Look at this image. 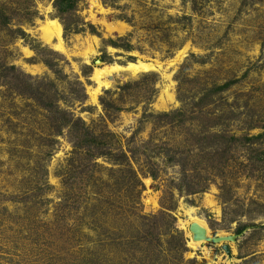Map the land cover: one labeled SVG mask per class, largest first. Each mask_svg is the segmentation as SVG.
<instances>
[{
    "label": "rangeland",
    "instance_id": "374dc122",
    "mask_svg": "<svg viewBox=\"0 0 264 264\" xmlns=\"http://www.w3.org/2000/svg\"><path fill=\"white\" fill-rule=\"evenodd\" d=\"M53 1L0 0V264H264V0Z\"/></svg>",
    "mask_w": 264,
    "mask_h": 264
},
{
    "label": "bare ground",
    "instance_id": "6f19581e",
    "mask_svg": "<svg viewBox=\"0 0 264 264\" xmlns=\"http://www.w3.org/2000/svg\"><path fill=\"white\" fill-rule=\"evenodd\" d=\"M61 30H62L61 24L55 18L45 21V23L42 25L43 39L48 43L49 42L51 43L53 39H55V42L54 43L52 42L53 47L63 51L64 46L62 45ZM183 54H184V50H180L179 54L177 55V58H180ZM162 68H163L162 64L156 60H136V61H128L125 65L112 63V64L104 65L102 67H94L92 71V78L96 81L97 85L95 88H92V90H89L90 98L93 102H96L97 94L100 91L101 87H106L108 85L106 77L109 76L114 71L124 69L136 75V73L138 72L161 70ZM166 76L169 77V75ZM183 210L184 213L187 215L188 220L187 221L179 220V224L182 226V228H185L187 231L189 237L188 240L189 247H191L192 249H196L204 241H208V239L215 238L213 234H211V232L209 231L205 221L201 219L198 215H196L192 207H188ZM191 222H196L200 227L204 229L205 238L196 239V240L192 238L191 231H189V224ZM219 237H223L225 239L227 238V236L224 234H219Z\"/></svg>",
    "mask_w": 264,
    "mask_h": 264
},
{
    "label": "trees",
    "instance_id": "16d2710c",
    "mask_svg": "<svg viewBox=\"0 0 264 264\" xmlns=\"http://www.w3.org/2000/svg\"><path fill=\"white\" fill-rule=\"evenodd\" d=\"M77 2L78 0H54L53 5L60 13H69L74 9ZM82 137L84 140L96 142L97 144H99L98 141H101H97V138L93 137L92 133L89 131H83Z\"/></svg>",
    "mask_w": 264,
    "mask_h": 264
},
{
    "label": "water",
    "instance_id": "95a60500",
    "mask_svg": "<svg viewBox=\"0 0 264 264\" xmlns=\"http://www.w3.org/2000/svg\"><path fill=\"white\" fill-rule=\"evenodd\" d=\"M189 231H191L192 238L195 239V240L196 239H203V238H205L204 229L202 227H200L196 222H191L189 224ZM222 238L223 237L216 236L213 239H208V241H211V242H220V241L233 240L234 236L229 235L226 239L225 238L222 239ZM222 248L224 249V251L227 254H230V250H229V247H228L227 244H223L222 245Z\"/></svg>",
    "mask_w": 264,
    "mask_h": 264
}]
</instances>
